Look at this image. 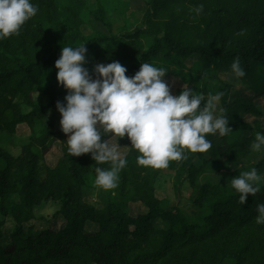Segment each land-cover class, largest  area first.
I'll list each match as a JSON object with an SVG mask.
<instances>
[{
    "label": "trees",
    "instance_id": "trees-1",
    "mask_svg": "<svg viewBox=\"0 0 264 264\" xmlns=\"http://www.w3.org/2000/svg\"><path fill=\"white\" fill-rule=\"evenodd\" d=\"M90 1L32 0L38 12L18 34L0 39V264H264V224L255 221L264 185L242 205L239 193L226 186L252 166L264 174V158L250 148L255 133L264 129L242 119L247 113L264 116V106L257 103L264 97V0H147L145 27L118 32L101 1L95 0V6ZM199 4L204 9L197 16L190 9ZM144 37L151 40L148 46ZM81 44L94 78L92 66L101 56L104 64L119 61L127 76L149 62L167 68V79H182L206 97L222 92L217 114L224 109L233 131L206 134L211 141L206 152L185 149L186 158L170 160L167 168L140 165L135 152L134 164L119 172L123 178L107 208L98 212L82 206L78 201L86 173L92 168L96 175V167L108 168L110 162L98 164L91 153L71 156L69 134L44 125L47 112L67 92L57 80L55 61L62 46ZM237 56L243 77L231 70ZM187 58L200 67L185 70ZM211 82L217 84L212 92L207 90ZM20 124H27L32 134L19 140L22 154L14 157L3 146L17 140ZM37 125L42 128L36 130ZM57 141L63 156L56 167L46 166L40 180L38 164ZM164 169L174 173L179 199L189 192L192 214L155 196L153 178ZM44 198L57 204L55 216H63L66 225L28 233L24 226L35 219V207ZM130 200L144 211L134 215ZM10 217L15 228L11 243L3 246V227ZM88 223L97 229L88 230Z\"/></svg>",
    "mask_w": 264,
    "mask_h": 264
},
{
    "label": "clouds",
    "instance_id": "clouds-1",
    "mask_svg": "<svg viewBox=\"0 0 264 264\" xmlns=\"http://www.w3.org/2000/svg\"><path fill=\"white\" fill-rule=\"evenodd\" d=\"M203 9L199 4L190 11L198 16ZM37 12L32 0H0V39L18 34ZM86 53L85 44L62 46L55 67L57 80L67 92L63 101H56V109L61 114L62 131L69 134L66 141L71 156L91 153L98 164L110 162L109 168L96 167L95 186L105 190L117 186L119 172L127 164L119 143L125 135L140 153L138 164L160 169L167 168L170 160L186 158L185 149L206 152L211 147L206 134L224 136L233 131L224 109L217 114L222 92L206 97L184 84L173 95L164 79L168 69L149 62H142L132 76L126 75L127 68L117 60L97 63L94 78L85 66ZM231 70L236 77L245 76L239 56ZM250 148L264 158V133H255ZM229 185L239 193L242 205L248 194L256 196L261 190L264 175L252 166L231 177ZM256 211V223L264 224V202L256 204Z\"/></svg>",
    "mask_w": 264,
    "mask_h": 264
},
{
    "label": "rangeland",
    "instance_id": "rangeland-1",
    "mask_svg": "<svg viewBox=\"0 0 264 264\" xmlns=\"http://www.w3.org/2000/svg\"><path fill=\"white\" fill-rule=\"evenodd\" d=\"M102 5L105 9V16L107 21L113 25L114 31L118 32V30H132L135 31L141 27H145L143 20L144 15L147 10V0H100ZM92 5L95 6V0H91ZM88 17V15H85ZM84 29H86L87 32L90 31V28H87V26H83ZM144 42L148 46L150 44V39L148 37H144ZM102 52V49H100V54ZM100 57V58H99ZM101 56H98V58L94 61V64L92 68L94 69L95 64L102 63ZM185 67L187 69L189 68H195L200 67V63L196 62V60L192 58H187L184 60ZM167 75H165L164 79L165 81L170 85V90L173 95L178 94V88L185 86H189L188 83L184 82L182 79L181 81L177 78H171L167 79ZM228 81L232 82L233 78L231 76H228ZM234 83V82H233ZM215 82H211L207 86V90L212 92L214 89V86H216ZM199 86V89L201 91H204L206 88H204V85L201 83ZM237 86V85H236ZM238 90V86L236 88ZM207 94V93H205ZM41 96V95H40ZM206 96V95H205ZM44 99V97H43ZM44 104L48 102V99H44ZM257 103L262 107L264 106V97L257 100ZM23 109L25 112L29 110L28 107L23 106ZM60 119L61 114L56 108H52L49 112H47V115L45 117V124L44 125H52L55 130H60ZM244 122H247L249 124L257 123L259 122L262 129H264V116L256 117L253 114L247 113L243 115ZM42 128L41 125L36 126V130H40ZM32 134L31 128L27 124H20L17 126V140H15L12 144H5L3 147L6 148V150L11 153L14 157H19L22 154V146L21 141L28 138ZM113 142L117 139L116 137H113ZM119 143L122 146L121 151L125 154L127 159L128 166L130 164H134L135 159L137 158L138 150L133 148L131 146V141L125 135L124 137L119 138ZM137 153L136 158L134 157V153ZM185 154V152H184ZM63 156L62 151V144L60 141H57L53 144L52 148L45 153V159L40 161L38 164V177L40 180H43L46 177V166L54 168L60 161V159ZM135 158L134 160H132ZM201 164H203L204 161H200ZM126 164V166H127ZM91 165V164H90ZM5 164L2 163V167H4ZM92 167V165H91ZM110 167V163L108 168ZM264 175L263 173H261ZM95 174L92 170V168L86 173L85 175V184L83 187H81V199L78 201L82 206L93 208L98 212L104 211V209L107 208L109 202H111L115 195V188L105 190L101 187L94 185V179ZM123 177L119 175V180L117 185L120 183V180ZM175 182V175L173 172L168 171L166 169L160 171L154 178H153V185L155 188V196L159 199H162L165 201V203L169 206H172L174 204H177L178 206L182 205L181 208L184 213L186 214H192L193 208L191 201L188 202V196L189 192L187 190L184 191L185 196L187 198L179 199L177 197L176 189L174 187ZM184 187H188V185H184ZM183 187V188H184ZM134 193H131L130 196H133ZM128 204L130 205V208L132 209V212L134 215L137 213L143 212L144 209L141 207L139 202L130 200L128 201ZM130 209V210H131ZM57 210V204H53V201H49L48 199H43L39 201L35 207V214L36 217L33 220H30L28 223L25 224V230L28 233L37 235L43 230L50 229L52 231H59L63 227H65V219L63 216H55V212ZM155 225L158 226L157 221L155 222ZM15 228V222L13 219L7 218L5 225L3 227V240L2 245L7 246L11 243V234L13 233ZM87 229L94 232L97 227L93 225L92 223H88ZM225 264H234L231 261H226Z\"/></svg>",
    "mask_w": 264,
    "mask_h": 264
}]
</instances>
